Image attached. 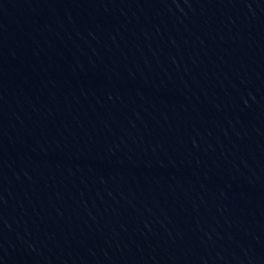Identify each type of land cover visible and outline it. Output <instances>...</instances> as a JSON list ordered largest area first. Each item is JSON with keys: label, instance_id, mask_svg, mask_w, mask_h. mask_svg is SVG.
Segmentation results:
<instances>
[{"label": "water", "instance_id": "1", "mask_svg": "<svg viewBox=\"0 0 264 264\" xmlns=\"http://www.w3.org/2000/svg\"><path fill=\"white\" fill-rule=\"evenodd\" d=\"M0 264H264V0H0Z\"/></svg>", "mask_w": 264, "mask_h": 264}]
</instances>
